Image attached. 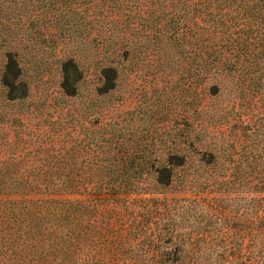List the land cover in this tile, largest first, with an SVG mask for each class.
<instances>
[{"label":"rangeland","instance_id":"374dc122","mask_svg":"<svg viewBox=\"0 0 264 264\" xmlns=\"http://www.w3.org/2000/svg\"><path fill=\"white\" fill-rule=\"evenodd\" d=\"M106 3L0 0V71L12 55L26 86L15 100L0 86V184L121 168L126 159L113 165L111 156L138 154L139 178L120 183L129 192L72 197L74 264L109 252L112 264H264V191L248 181L264 163V77L254 85L246 67L221 61L206 77L178 74L184 62L169 40L140 28L135 11L124 21ZM67 60L79 74L71 96L59 88ZM108 64L115 85L99 93ZM170 154L184 163L160 186L149 162L163 165ZM171 251L186 256L168 263L162 254Z\"/></svg>","mask_w":264,"mask_h":264},{"label":"trees","instance_id":"16d2710c","mask_svg":"<svg viewBox=\"0 0 264 264\" xmlns=\"http://www.w3.org/2000/svg\"><path fill=\"white\" fill-rule=\"evenodd\" d=\"M106 6L111 11H120L124 21L135 11L140 28L154 30L153 37L169 40L172 53L184 62L178 74L190 78L202 71L206 77L210 68H216V63L221 61L228 70L246 67L253 84H262L259 79L264 77V0H107ZM123 52L126 54V50ZM244 62L247 64L242 66ZM20 73L15 58L6 54L0 86L7 100L26 95ZM60 74L61 93L74 95L79 78L77 65L71 60L63 62ZM100 76L97 91L103 93L114 87L116 68L108 64L100 69ZM141 158L138 154L122 159L113 155V165L126 159V166L111 170L87 167L82 172L45 171L34 174V184H0V264H74L72 222L77 200L72 197L86 196L90 191L96 196L129 192L120 189V183L139 178L141 173L133 165ZM212 160L208 153V161ZM255 160L251 158V162ZM151 162L149 170L154 182L167 186L173 176L172 169L181 166L184 158L170 154L163 165L154 166ZM249 175L248 181L254 182L251 189L264 191V163ZM83 229L85 225L77 238H83ZM97 235L102 244L111 245L100 232ZM162 255L168 263L183 261L186 256L180 257L173 251ZM114 259L109 252L92 264H112ZM122 259L130 257L123 255Z\"/></svg>","mask_w":264,"mask_h":264}]
</instances>
